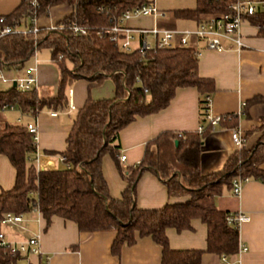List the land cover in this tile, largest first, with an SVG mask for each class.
<instances>
[{"label":"trees","instance_id":"obj_1","mask_svg":"<svg viewBox=\"0 0 264 264\" xmlns=\"http://www.w3.org/2000/svg\"><path fill=\"white\" fill-rule=\"evenodd\" d=\"M31 6L22 2L0 21L12 26L28 25L29 18L46 14L49 7L65 3L71 13L55 28H38L35 34L12 32L0 36V71L20 70L34 52L45 48L56 66L58 80L54 96L40 97L36 88L18 91L14 87L0 90V154L14 168L10 189L0 191L2 212L27 214L38 209L46 224L52 215L70 219L80 231H115L110 251L118 253L122 244H132L137 236H150L161 246L159 264H200L203 251L234 253L238 246V228L226 222L228 211L216 208L214 199L222 187L231 188L238 176L264 181V125L250 148H237L222 169L202 174L199 169L200 147L208 126L196 132H161L148 142L140 161L120 175L126 187L119 198L108 195L102 175L104 154L116 162L117 133L136 116L155 113L167 106L179 87H194L199 94V116L203 114V97L214 90L213 81L196 74V58L188 48L145 52L121 50L108 32L113 17L138 0H36ZM223 0H195L192 9L181 10L186 16L224 10ZM103 7L104 10L99 8ZM113 18V19H112ZM264 34V12L250 18ZM86 27L84 34H73L71 25ZM95 84L110 78L114 96L109 99H86L76 110L60 152L61 164L54 170H38L35 146L25 125L10 124L3 119L1 108L12 105L22 114L34 115L42 110L61 111L67 106L66 87L75 79ZM264 97L253 96L240 107L239 114L225 117L237 119ZM177 141L175 144L174 142ZM117 165V164H116ZM144 171L155 174L163 183L169 198L182 199L165 203L157 209H142L135 204V183ZM199 218L206 225L205 248L173 249L168 246L165 228L177 231L190 227V220ZM24 255L10 254L0 246V264H23Z\"/></svg>","mask_w":264,"mask_h":264},{"label":"crops","instance_id":"obj_2","mask_svg":"<svg viewBox=\"0 0 264 264\" xmlns=\"http://www.w3.org/2000/svg\"><path fill=\"white\" fill-rule=\"evenodd\" d=\"M21 2L0 0V15L9 14ZM70 13L71 8L67 4H54L46 14L35 18L34 24L37 28H50ZM256 25L249 23L241 26L243 45L239 50L218 52L205 49L196 59V74L211 79L214 85L210 93L209 114L222 117L213 129L207 128L208 131L203 135L199 161L202 174L220 171L228 156L237 149L231 140L232 131H238L243 139L242 147L250 149L260 136V125H264L262 102L249 105L246 113L242 112L236 120L225 117L239 114L241 105L253 96L264 97V34L258 31L260 25L259 28ZM28 60L20 70H16L18 73L25 72V68L30 65ZM35 67L38 95L54 96L58 80L56 66L49 58L45 64L36 61ZM65 92L73 109L67 110L65 107L57 111L55 116L50 115L48 109L38 111L34 117L22 114L16 108L2 111L3 119L10 124L24 125L34 118L37 127L34 146L38 170H54L61 164L59 153L65 149L66 137L76 110L86 99L112 98L114 86L110 78H104L97 84L79 78L73 80ZM198 99L199 94L194 87L176 88L166 107L155 113L136 116L118 131V154L123 152L124 161L118 160V154L116 162L108 154L101 158L102 175L110 197L119 198L126 187V181L117 167L125 175L129 168L140 161L145 145L161 132H196L201 123ZM48 162L52 165L48 166ZM259 167L264 170V164ZM14 174V168L0 154V191L12 187ZM134 191L135 204L142 209H157L165 203L183 200L169 198L162 181L149 171L142 172ZM214 203L219 210L241 212L248 217L237 227L238 243H243L246 250L239 255L228 254V259L234 262L239 259L238 264H264V181L247 179L238 195L222 187ZM24 215L22 227L0 226L9 240H22L38 233L39 253L25 255L23 264H159L161 246L148 235L137 236L132 244H122L118 253L114 254L110 251L114 230L80 231L74 221L57 215H52L47 224L43 218L36 220L33 213ZM165 234L170 248H205L206 225L199 218H192L190 227L179 231L167 227ZM200 264H219V254L203 251Z\"/></svg>","mask_w":264,"mask_h":264},{"label":"built area","instance_id":"obj_3","mask_svg":"<svg viewBox=\"0 0 264 264\" xmlns=\"http://www.w3.org/2000/svg\"><path fill=\"white\" fill-rule=\"evenodd\" d=\"M31 6H36V0H26ZM139 3L132 7H127L116 17H113V23L107 30L112 34L117 46L126 52L137 50L141 56L145 52L155 50H165L173 48H188L191 50L194 58L201 55L202 50L224 51L228 49L239 50L242 47L241 26L249 24L250 18L256 17L264 12V0H223L224 10L213 13H200L197 17L186 16L182 11L166 12L157 7L156 0H138ZM215 1V0H210ZM101 11L103 7L99 8ZM148 19L149 24L139 25L132 24V21ZM3 16L0 15V21ZM35 18L28 19V25L20 27L15 20H12V26L4 25L0 28V36L12 32H23L35 34L37 27L34 24ZM183 24V26H182ZM190 24V25H188ZM259 28V25H256ZM50 28H55L52 26ZM73 34H84L85 26L77 24L71 25ZM34 63L25 68L23 76L9 79L14 83V88L18 91H29L36 88V67L35 52L32 55ZM31 56V57H32ZM8 79L0 74V81L6 82ZM210 95L203 97V114L200 119H204L208 128L213 129L222 119L221 116H212L209 114ZM3 110L13 109L12 105L4 104ZM67 110H72L73 105L67 99ZM49 114L55 116L57 111H49ZM27 131L31 134L33 144L37 137L36 122L32 121L24 124ZM204 130L203 124H199L196 133L200 134ZM231 140L236 148L242 147L243 139L238 131L231 132ZM62 156L59 160L62 161ZM125 155L119 152L118 160L124 161ZM35 163L37 165V152H35ZM37 168V166H36ZM48 168V167H47ZM246 178L234 177L231 181L230 191L234 195H238L243 182ZM29 213H33L36 220L41 218V213L36 208H32ZM248 217L241 212H229L225 216L228 224L238 227L240 222ZM25 220L23 213L2 212L0 215V226L8 228L22 227ZM38 233H33L22 240H9L0 230V246L5 248L10 254L18 253L27 255L29 253H39ZM246 250L243 243H238L234 252L239 255L240 252ZM238 260L231 261L228 254H219V264H238Z\"/></svg>","mask_w":264,"mask_h":264},{"label":"rangeland","instance_id":"obj_4","mask_svg":"<svg viewBox=\"0 0 264 264\" xmlns=\"http://www.w3.org/2000/svg\"><path fill=\"white\" fill-rule=\"evenodd\" d=\"M157 7L166 12H178L185 9H192L195 6V0H156ZM132 24H139V25H147L149 24L148 19H141L135 20L131 22ZM35 59L38 64H45L46 61L49 60V52L48 49L42 48L35 52ZM34 57H30L28 60V64H33ZM24 71L18 73V71L10 69V70H1L0 74L8 79L6 82L0 81V89H6L11 86V82L9 79L15 78L18 76H23ZM68 87V86H67ZM66 87V88H67ZM41 97V96H40ZM47 97V96H44ZM6 114H9L8 111Z\"/></svg>","mask_w":264,"mask_h":264},{"label":"water","instance_id":"obj_5","mask_svg":"<svg viewBox=\"0 0 264 264\" xmlns=\"http://www.w3.org/2000/svg\"><path fill=\"white\" fill-rule=\"evenodd\" d=\"M11 87H14V83H12ZM175 144L177 143V141L174 142ZM52 164L50 162H48V166H51Z\"/></svg>","mask_w":264,"mask_h":264}]
</instances>
